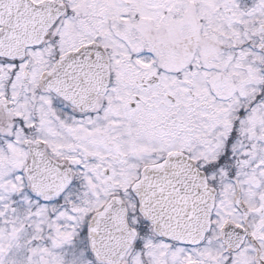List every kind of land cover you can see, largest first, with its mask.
Instances as JSON below:
<instances>
[{
    "label": "snow or ice",
    "instance_id": "6c2138e0",
    "mask_svg": "<svg viewBox=\"0 0 264 264\" xmlns=\"http://www.w3.org/2000/svg\"><path fill=\"white\" fill-rule=\"evenodd\" d=\"M0 264H264V0H0Z\"/></svg>",
    "mask_w": 264,
    "mask_h": 264
}]
</instances>
